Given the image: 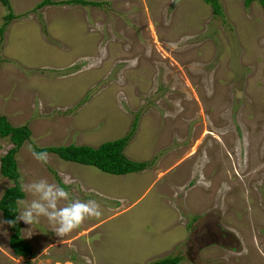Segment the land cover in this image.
Masks as SVG:
<instances>
[{
	"label": "rangeland",
	"instance_id": "374dc122",
	"mask_svg": "<svg viewBox=\"0 0 264 264\" xmlns=\"http://www.w3.org/2000/svg\"><path fill=\"white\" fill-rule=\"evenodd\" d=\"M40 1L0 3V115L29 129L18 182L67 176L102 214L64 237L44 217L17 220L26 256L0 214V264H264L260 3L218 0L213 14L203 0ZM130 128L124 154L148 164L121 175L27 148L96 146ZM12 146L0 137V156ZM10 184L0 174V195Z\"/></svg>",
	"mask_w": 264,
	"mask_h": 264
},
{
	"label": "trees",
	"instance_id": "16d2710c",
	"mask_svg": "<svg viewBox=\"0 0 264 264\" xmlns=\"http://www.w3.org/2000/svg\"><path fill=\"white\" fill-rule=\"evenodd\" d=\"M211 7L213 14H219V2L218 0H203ZM250 1H258L264 8V0H243L244 4H248ZM60 2V1H59ZM62 3H77L81 5H98V1L94 0H61ZM0 3L9 7L8 0H0ZM45 4H51V0H41L36 7H41ZM8 9V8H7ZM13 17L10 10L4 15L5 21ZM0 26V35L3 32L4 25ZM134 126V121L132 123ZM131 128L121 137L113 140H107L99 143L96 146L87 144H72L65 145H52V146H33L37 152H51L56 154L60 159L70 162H75L82 165H89L97 168L98 170L120 175L129 172H136L143 170L148 164L147 161H137L128 158L124 154V147L131 137ZM29 129L26 125L13 126L6 117L0 115V137H8L12 143V147L9 148L4 154L0 156V174L11 181V184L6 187L0 195V214L4 221L16 220L17 205L16 202L23 198V192L18 182V172L16 167V161L14 159V153L21 145L23 140L28 139ZM57 183H61L59 179H56ZM19 223L16 220L14 225H9L10 234L8 237V245L11 248L13 254L18 256H26L31 252L29 244L22 239L19 233ZM180 258L178 256H164L162 258L152 261L150 264H175ZM29 264V263H26Z\"/></svg>",
	"mask_w": 264,
	"mask_h": 264
},
{
	"label": "clouds",
	"instance_id": "9594fccd",
	"mask_svg": "<svg viewBox=\"0 0 264 264\" xmlns=\"http://www.w3.org/2000/svg\"><path fill=\"white\" fill-rule=\"evenodd\" d=\"M33 158L41 163H48L49 154L37 152L31 144L27 146ZM70 181L67 176L62 177V183H50L46 179H39L30 183L21 181V190L35 197L30 201L19 200L22 210L16 220L32 225L38 223L41 217L47 219L50 230L59 237H64L79 228L86 219L99 217L101 207L96 200H81L73 197L69 191ZM16 220L3 221L10 226Z\"/></svg>",
	"mask_w": 264,
	"mask_h": 264
},
{
	"label": "crops",
	"instance_id": "0c3cea01",
	"mask_svg": "<svg viewBox=\"0 0 264 264\" xmlns=\"http://www.w3.org/2000/svg\"><path fill=\"white\" fill-rule=\"evenodd\" d=\"M121 175V174H120Z\"/></svg>",
	"mask_w": 264,
	"mask_h": 264
}]
</instances>
